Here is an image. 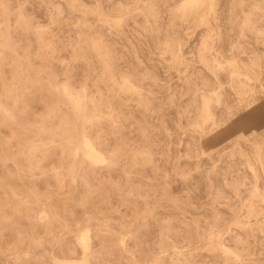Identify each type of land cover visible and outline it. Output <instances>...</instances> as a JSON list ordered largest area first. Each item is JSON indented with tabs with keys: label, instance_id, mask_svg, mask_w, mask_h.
<instances>
[{
	"label": "rangeland",
	"instance_id": "obj_1",
	"mask_svg": "<svg viewBox=\"0 0 264 264\" xmlns=\"http://www.w3.org/2000/svg\"><path fill=\"white\" fill-rule=\"evenodd\" d=\"M182 1L0 0V264H264V0Z\"/></svg>",
	"mask_w": 264,
	"mask_h": 264
},
{
	"label": "bare ground",
	"instance_id": "obj_2",
	"mask_svg": "<svg viewBox=\"0 0 264 264\" xmlns=\"http://www.w3.org/2000/svg\"><path fill=\"white\" fill-rule=\"evenodd\" d=\"M205 1L206 0H183L182 4L181 5L179 4L180 6L178 8V10H180V14H181L180 18L183 19L185 17L198 15L199 11L202 8V6L204 5ZM63 90L65 91V89H63ZM65 95L68 97V99L71 103V106L73 107V109L75 111H77V112H83L84 111L85 102H84V98L81 94L78 93L76 95H71V94L65 92ZM205 104H206V102H205ZM84 153H85V157L92 163L99 164V163H102L105 161L104 156L94 147V145L91 143V141L89 139H86V138L84 139Z\"/></svg>",
	"mask_w": 264,
	"mask_h": 264
}]
</instances>
